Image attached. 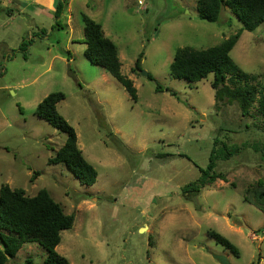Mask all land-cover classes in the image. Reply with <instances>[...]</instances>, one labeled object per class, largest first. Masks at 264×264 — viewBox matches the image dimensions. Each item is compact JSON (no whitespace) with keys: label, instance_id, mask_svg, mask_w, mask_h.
Masks as SVG:
<instances>
[{"label":"rangeland","instance_id":"obj_1","mask_svg":"<svg viewBox=\"0 0 264 264\" xmlns=\"http://www.w3.org/2000/svg\"><path fill=\"white\" fill-rule=\"evenodd\" d=\"M52 1L48 9L49 0H1L0 187L28 197L44 190L74 215L55 249L70 264H220L217 256L229 264H264V213L243 201L257 182L264 189V119L257 104L243 116L237 103L215 102L212 74L189 83L169 71L176 49L218 45L241 29L237 18L224 7L216 23L200 20L197 0H65L56 20ZM82 14L115 44L136 102L85 58ZM230 57L254 77L250 85L258 92L264 23L244 30ZM155 83L163 92H155ZM56 92L64 95L57 112L97 171L92 186L81 185L63 164H47L67 135L35 110ZM212 149L215 171L225 179L191 201L181 189L206 168ZM228 149L236 152L224 160ZM209 230L238 256L216 244ZM45 257L37 243L24 244L8 264H44Z\"/></svg>","mask_w":264,"mask_h":264},{"label":"trees","instance_id":"obj_2","mask_svg":"<svg viewBox=\"0 0 264 264\" xmlns=\"http://www.w3.org/2000/svg\"><path fill=\"white\" fill-rule=\"evenodd\" d=\"M64 4L65 0L55 1L56 20L59 19ZM224 7H227L237 18L242 26L241 29L218 45L204 50L190 47L176 49L169 66L170 75L177 80L198 83L212 74L213 80L210 86L215 92V102L237 103L243 116L248 114L251 105L256 103L259 114L264 119V82L257 92L255 87L250 85L254 77L242 72L230 57V52L242 32L244 30L253 32L264 23V0H197L198 18L216 23ZM81 20L84 26L85 58L90 64L103 69L124 88L130 99L136 102V89L131 80L121 73V63L115 44L104 36L100 24L83 14ZM31 43L32 41L23 42L20 50L26 51L27 44ZM140 56L141 54L135 62L137 69H140ZM147 78L149 81L153 80L150 75ZM155 92H163V88L157 83H155ZM170 95L175 96L172 92ZM63 100L62 93H51L42 99L35 110L37 117L67 135V142L54 157L48 160L47 164H63L81 185L92 186L96 182L97 171L85 160L78 148L74 129L57 112L56 106ZM118 143L120 144L119 140ZM216 144L215 140L214 145ZM235 152L236 150L228 149L222 158L225 160ZM216 160L217 157L212 149L206 168L199 169V177L185 185L181 189V195L194 201L193 199L208 185H212L217 180H224V176L215 171ZM243 201L264 213L263 185L257 182L247 188ZM73 225L74 215L65 214L46 191L41 190L35 196L28 197L23 190L10 189L7 185H2L0 187V264H8L24 244L31 243H37L45 250L44 264H70L65 257L58 255L55 249L60 244L61 233L72 229ZM208 236L216 244L238 256V249L222 235L209 230Z\"/></svg>","mask_w":264,"mask_h":264},{"label":"water","instance_id":"obj_3","mask_svg":"<svg viewBox=\"0 0 264 264\" xmlns=\"http://www.w3.org/2000/svg\"><path fill=\"white\" fill-rule=\"evenodd\" d=\"M142 74H143L145 77L148 76V75H147L146 73H144V72H142ZM216 259L220 262V264H229V263L227 262V259H226L225 256H217Z\"/></svg>","mask_w":264,"mask_h":264},{"label":"crops","instance_id":"obj_4","mask_svg":"<svg viewBox=\"0 0 264 264\" xmlns=\"http://www.w3.org/2000/svg\"><path fill=\"white\" fill-rule=\"evenodd\" d=\"M41 1L42 0H35V3L39 4V3H41ZM52 2H53L52 0H49L48 4H46V6H47L48 9H51V3Z\"/></svg>","mask_w":264,"mask_h":264}]
</instances>
